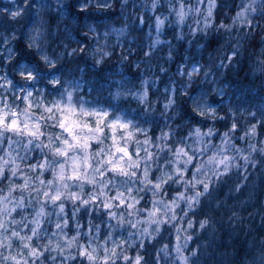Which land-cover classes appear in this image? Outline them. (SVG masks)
Listing matches in <instances>:
<instances>
[{
	"label": "clouds",
	"instance_id": "9594fccd",
	"mask_svg": "<svg viewBox=\"0 0 264 264\" xmlns=\"http://www.w3.org/2000/svg\"><path fill=\"white\" fill-rule=\"evenodd\" d=\"M0 264H264V0H0Z\"/></svg>",
	"mask_w": 264,
	"mask_h": 264
}]
</instances>
